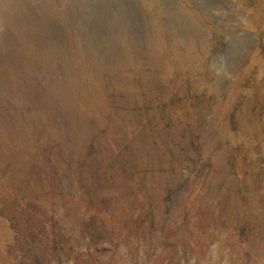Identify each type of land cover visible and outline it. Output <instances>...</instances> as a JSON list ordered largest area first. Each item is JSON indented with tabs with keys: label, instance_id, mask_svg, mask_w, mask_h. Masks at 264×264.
Instances as JSON below:
<instances>
[{
	"label": "rangeland",
	"instance_id": "1",
	"mask_svg": "<svg viewBox=\"0 0 264 264\" xmlns=\"http://www.w3.org/2000/svg\"><path fill=\"white\" fill-rule=\"evenodd\" d=\"M262 2L0 0V70L50 101L0 76V264H264V154L238 134L263 117ZM151 41L176 56L154 63Z\"/></svg>",
	"mask_w": 264,
	"mask_h": 264
},
{
	"label": "bare ground",
	"instance_id": "2",
	"mask_svg": "<svg viewBox=\"0 0 264 264\" xmlns=\"http://www.w3.org/2000/svg\"><path fill=\"white\" fill-rule=\"evenodd\" d=\"M4 7H5V5H4ZM259 8L261 10L264 9V2L259 4ZM0 13L3 16L0 18V23H4L7 26L11 25V18H9L11 15V9L6 10V8H4V9L0 8ZM256 17H259V15ZM16 30L17 29H15V31ZM119 41H120V44L122 45V48H123L122 49L123 56L124 57L130 56L129 52L132 50V45L134 44V42L130 41V39H128V38L126 39V37H122V36L119 39ZM51 42H52V40H51ZM150 44H152V46H151L152 54L150 56L152 58L151 60H153L154 63L156 62L157 64H160V65H167L169 57H171V55L173 57L176 56V54H174L171 51H168L164 47H159L158 43L154 44V42L151 41ZM81 49H82V53L87 56V57H85L83 55L87 65H91V67L95 70L98 69V70L110 72L114 68V71H115L118 63L125 62V58L117 59L116 63L113 60L110 62H106L105 59L102 57V53L100 54L99 52H89V51H87V49L85 47H83V48L81 47ZM77 53H78V51H77ZM31 57H32V55L30 53H22L20 56V59H19L21 61L19 63L20 68H21L22 64H24L26 62H31ZM215 60H217V59H215ZM44 62L48 63L50 66L49 72H47V73H49L51 75H47L46 80H47V83L49 86V87H47V89L54 92V94H55V98H54L55 102L53 101V104H55L56 106H59L61 109H62L61 103H65L68 106L70 104L71 105L70 108L72 111V113L70 112V116H71V118L75 119L77 117L78 112H77V109L74 107V105H72L70 103V102H73L71 99L70 93L73 90L72 87L74 86V84L72 81H69V79L65 75L64 69L67 66L62 64V62L60 61L59 58H57V57L53 58V56L46 57ZM41 66L44 67V63ZM252 67L253 66H251V68ZM123 75L124 74H119L118 79ZM0 76H2L4 81L8 82L9 84H12L13 82L16 81L15 82L16 88L13 89L15 92L14 94H16L19 91V88H23L24 90H26V91L28 90L30 93L33 92L32 94L37 95L41 102L49 101V100H47L49 98L48 97L49 95L47 94V90L45 89L44 91H40V88H38V89L29 88L31 86V84L33 83L34 79L30 81L31 83H29L27 81L28 78L26 80V76L23 73H21L19 70L14 69L10 72L6 71L5 73H3V71L0 70ZM111 78H113V77H111ZM18 82L20 84H17ZM20 91H22V90H20ZM251 93H254L257 97V100L261 103V107L263 109V117L260 120L261 122H259V123H254L255 121H251L248 118L242 119L241 129L238 132V134L240 135L239 137L241 139H243V141L245 142V145L247 147H249V149H250L249 158L255 160L257 154H264V80L257 82V80L255 79V82L253 83L252 88H251ZM46 95H48V96H46ZM51 95H52V93H51ZM56 95H57V97H56ZM243 95H247V93L244 91ZM51 97H53V96H51ZM14 100H16V98ZM260 128H261V130H260Z\"/></svg>",
	"mask_w": 264,
	"mask_h": 264
}]
</instances>
